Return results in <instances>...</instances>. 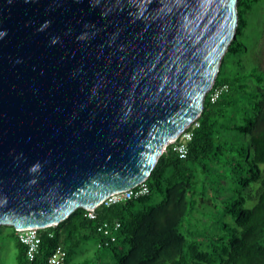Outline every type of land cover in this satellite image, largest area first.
Listing matches in <instances>:
<instances>
[{"label":"water","instance_id":"95a60500","mask_svg":"<svg viewBox=\"0 0 264 264\" xmlns=\"http://www.w3.org/2000/svg\"><path fill=\"white\" fill-rule=\"evenodd\" d=\"M237 0H0V226L137 186L200 116Z\"/></svg>","mask_w":264,"mask_h":264},{"label":"trees","instance_id":"16d2710c","mask_svg":"<svg viewBox=\"0 0 264 264\" xmlns=\"http://www.w3.org/2000/svg\"><path fill=\"white\" fill-rule=\"evenodd\" d=\"M256 1L237 0L235 40L214 82L227 90L214 103L206 94L186 157L179 158L168 144L146 179L147 195L100 205L93 220L78 208L40 229L32 261L11 227L7 235L14 239L17 264H48L57 246L68 264L90 238L96 240L97 253L109 249L118 256L116 264H264V31L254 64L240 56L248 50L242 40L245 14ZM229 131L244 139H227ZM153 192L160 196L156 204L151 203ZM103 221L119 222L115 241L96 231Z\"/></svg>","mask_w":264,"mask_h":264},{"label":"built area","instance_id":"2783aa9c","mask_svg":"<svg viewBox=\"0 0 264 264\" xmlns=\"http://www.w3.org/2000/svg\"><path fill=\"white\" fill-rule=\"evenodd\" d=\"M227 90L226 85L214 84L208 91V98L210 103L216 102L220 99L222 93ZM197 118L192 121L175 139H172L168 144L172 146V150L176 152L179 158H185L188 152V143L193 137V131L198 127ZM149 193V187L146 180L139 183L133 188H129L123 191H118L107 195L95 208L84 210L83 216L89 220L95 219V209L100 206H110L113 204L121 203L130 199L139 198L145 196ZM120 227L119 222L103 221L100 223L96 231L102 236L108 238V241H115V232L118 231ZM46 228V227H44ZM43 228L37 227H27L22 229H15V236L18 241L25 246V254L28 261L34 260L39 251V246L41 243V238L39 235V230ZM106 241L104 244H107ZM66 253L60 247L57 246L53 249L52 253L48 258V264H64Z\"/></svg>","mask_w":264,"mask_h":264},{"label":"rangeland","instance_id":"374dc122","mask_svg":"<svg viewBox=\"0 0 264 264\" xmlns=\"http://www.w3.org/2000/svg\"><path fill=\"white\" fill-rule=\"evenodd\" d=\"M247 25L243 29L242 40L247 45V52H242L240 56L244 58L246 63L254 64L255 49L258 42L262 38L264 31V0H257L255 5L245 14ZM264 52V45L262 46ZM225 137L231 141L243 140L244 136L240 133L229 131L225 133ZM152 204L160 201V196L155 192L151 194ZM198 215L191 219V223H195ZM226 220L230 221L229 218ZM12 230L11 226H3L0 229V264H17L14 239L7 234ZM125 249V246H121ZM119 257L115 256L109 249H102L97 253V243L95 238H90L74 252L68 264H116Z\"/></svg>","mask_w":264,"mask_h":264}]
</instances>
